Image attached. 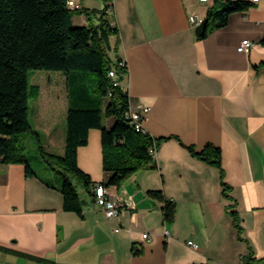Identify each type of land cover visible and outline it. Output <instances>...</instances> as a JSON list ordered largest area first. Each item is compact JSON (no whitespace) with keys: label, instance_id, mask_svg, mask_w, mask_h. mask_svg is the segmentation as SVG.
I'll return each mask as SVG.
<instances>
[{"label":"crops","instance_id":"0c3cea01","mask_svg":"<svg viewBox=\"0 0 264 264\" xmlns=\"http://www.w3.org/2000/svg\"><path fill=\"white\" fill-rule=\"evenodd\" d=\"M110 4L119 28L110 43L119 41L117 54L128 69L121 85L134 109L150 108L144 125L162 139L157 167L106 187L110 199L127 198L129 206L109 218L86 191L80 216L63 208L59 182L49 177L57 187L48 186L42 176H28L22 163H0V264H244L249 253L264 260V0L233 13L226 26L203 38L189 17L205 19L215 0ZM75 19L90 21L84 13ZM246 38L254 41L249 53L238 50ZM49 82L53 88L38 84L30 119L48 148L66 139L69 104L66 75ZM208 143L221 148L226 193L220 169L187 147L201 151ZM77 161L96 184L108 179L100 129L89 130ZM151 189L175 202L172 222L165 221V202L150 196Z\"/></svg>","mask_w":264,"mask_h":264},{"label":"trees","instance_id":"16d2710c","mask_svg":"<svg viewBox=\"0 0 264 264\" xmlns=\"http://www.w3.org/2000/svg\"><path fill=\"white\" fill-rule=\"evenodd\" d=\"M102 9L70 8L68 0H0V163H22L28 176L37 175L30 165L24 136L33 133L39 142V151L54 170L61 167L65 172L59 190L63 194V208L83 216L87 200L82 191L95 198L96 184L77 161L78 148L88 143L91 128L101 130L103 168L109 174L101 182L106 187L121 185L128 177L143 168L157 167V159L150 148L159 145L162 139L150 133L138 131L130 123L131 107L129 93L122 85H115L109 76L115 66L120 80L127 73V63L120 64L119 41L114 47L112 35L119 34L118 25H111L110 1L104 0ZM251 0H215L209 8L207 19L210 25L202 36L226 26L235 12L253 6ZM84 13L88 24H75L73 16ZM93 22V16L98 15ZM114 49L116 56L108 55ZM124 61V60H123ZM30 69L60 71L67 77L68 110L66 115V139L63 154L49 151L42 143L40 133L35 130L29 117L30 88L39 92V86H30ZM105 117H114L111 126L104 124ZM190 152L220 169L225 193L228 185L224 181L221 148L208 143L197 151L193 145ZM42 180L52 187L56 184L47 177ZM150 196L162 199L165 221L174 220L175 202L164 196L160 189L148 191ZM236 226L239 218L234 213ZM134 253L138 250L134 248ZM30 258H37L26 255ZM38 259V258H37ZM244 264H264L263 259L252 253L245 255Z\"/></svg>","mask_w":264,"mask_h":264},{"label":"built area","instance_id":"2783aa9c","mask_svg":"<svg viewBox=\"0 0 264 264\" xmlns=\"http://www.w3.org/2000/svg\"><path fill=\"white\" fill-rule=\"evenodd\" d=\"M202 1H207V0H202ZM251 1H259V0H251ZM68 5L70 8H79L80 5L75 1V0H68ZM113 6L111 4L110 10L112 11ZM190 22L194 25L197 26L199 25L203 19L197 15H190ZM111 25H117L116 21L114 19L111 20ZM254 46V41L251 39H243L241 43L238 46V50L241 52H246L249 53L251 49ZM120 64H125V61L121 60ZM118 72L113 66L110 71H109V76H111L114 79V84L115 85H121V80L118 76ZM125 89V88H124ZM149 107L146 105H140L137 109H134L132 106L129 109L128 112V118L130 119V123L135 127L136 130L138 131H143L147 132V129L144 125V121L146 119L147 113L149 111ZM150 152L152 153L153 156L156 157L157 154V145H154L150 148ZM95 201L96 203L103 209L107 217H114L118 213H120L122 210L128 209V199L127 198H118V199H110L107 193V188L104 184L102 183H97L95 184ZM168 232L166 231V234ZM149 237L148 232L143 233V239H146ZM190 246L193 248H198V244L195 243L193 240H189L187 242Z\"/></svg>","mask_w":264,"mask_h":264},{"label":"rangeland","instance_id":"374dc122","mask_svg":"<svg viewBox=\"0 0 264 264\" xmlns=\"http://www.w3.org/2000/svg\"><path fill=\"white\" fill-rule=\"evenodd\" d=\"M90 4H95L91 1H87ZM94 6V5H92ZM81 13H77L76 15H79ZM76 24H79V21L75 19ZM108 55L112 57V51L108 50ZM62 72L60 71H53V70H40V69H30L28 71V79L30 86L33 84H40L41 86H46L48 88H53V83L49 82V78L54 79L55 77H58L61 75ZM34 93H32L30 88V98H29V105H30V119H33L34 110L36 103L34 102ZM61 112V106L58 101L57 105V113L59 114ZM60 116V114H59ZM115 121L114 117H105L104 118V124L111 126ZM42 143L45 146L46 139H44L43 135L41 137ZM24 142L26 144V153L27 158L32 166V168L37 172L38 175L42 177H50L52 180H55L57 182H62L63 174L61 172H65L61 167H57V170H54L50 167V165L45 161L44 157L41 155L39 151V142L37 141L36 136L33 133H26L24 136ZM64 146V147H63ZM46 147V146H45ZM49 151L55 152L58 154H63L65 150V140L63 144L58 143L55 147H46Z\"/></svg>","mask_w":264,"mask_h":264},{"label":"water","instance_id":"95a60500","mask_svg":"<svg viewBox=\"0 0 264 264\" xmlns=\"http://www.w3.org/2000/svg\"><path fill=\"white\" fill-rule=\"evenodd\" d=\"M209 19L205 18L203 21L196 26L195 32L197 36H203L205 35L207 29H208Z\"/></svg>","mask_w":264,"mask_h":264}]
</instances>
